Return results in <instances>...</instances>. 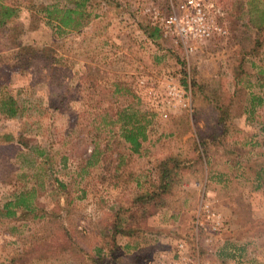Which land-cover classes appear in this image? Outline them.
Instances as JSON below:
<instances>
[{
	"label": "rangeland",
	"instance_id": "obj_1",
	"mask_svg": "<svg viewBox=\"0 0 264 264\" xmlns=\"http://www.w3.org/2000/svg\"><path fill=\"white\" fill-rule=\"evenodd\" d=\"M1 1L17 4L18 10L0 29V83L22 87V95L37 111L16 119L0 115V205L12 193L35 187L44 210L56 211L55 219L67 226L72 244L67 251L32 264H89L96 247L106 244L111 212L128 207L133 194L154 182L155 163L167 155L180 162L164 196L165 205L138 230L117 235L114 250L104 252L100 264H159V254L174 260L178 242H183L182 253L192 264H214L213 257L222 264L225 258L241 254L264 256V208L247 207L248 198L240 195L244 191L250 198L260 193L254 199L261 201L264 194L262 180L256 183L254 175L264 169V82L255 75L264 65V30L256 29L264 24V0H203L210 22L224 33L195 43L186 52L172 37L163 36L160 28L162 18L182 0H114L120 3L114 8L92 0L86 22L56 39L49 34L43 14L30 4L61 7L66 1ZM127 4L134 19L119 21L118 12ZM137 18L156 24L161 37L177 46L168 49L167 59L161 56L160 43L137 29L133 23ZM10 23L22 27L17 42L48 46L60 63L48 69L35 55L27 66L11 58L16 48L4 47ZM255 37L262 39L261 48L249 56L246 51ZM180 60L188 72L184 87L178 82ZM192 75L204 87L195 96ZM169 78L182 91L180 101L166 98ZM115 81L133 92L139 104L136 110L149 112L137 152H130L119 136L123 113L133 109L130 97L112 91ZM233 85L239 91L231 96ZM220 93L223 100H232L225 131L215 122L210 99ZM251 94L259 96L260 103L252 105ZM93 147L96 161L89 157ZM36 148L47 155L53 172L42 165ZM225 195L232 205L224 209L220 204ZM204 204L219 212L221 227L242 226L233 236H247L242 238L243 250L229 246L233 252L228 255L223 247L212 245L218 234L207 230L201 216ZM196 216L202 222L199 226ZM35 227L30 216L0 217V264Z\"/></svg>",
	"mask_w": 264,
	"mask_h": 264
},
{
	"label": "trees",
	"instance_id": "obj_2",
	"mask_svg": "<svg viewBox=\"0 0 264 264\" xmlns=\"http://www.w3.org/2000/svg\"><path fill=\"white\" fill-rule=\"evenodd\" d=\"M64 1H66V5L64 4L61 7H58L56 3L30 4L33 10L35 9L43 14L45 18L44 23L49 28V34L54 39L61 38L69 30H75L82 26L88 17L87 8L92 3V0ZM100 2L110 5L112 8L116 6L120 7V3H115L114 0H101ZM17 10V4L3 3L0 0V29H3L9 19L16 15ZM121 10L122 12H118L119 14L121 13V16H118L117 18L119 21H125L130 17L132 20L134 19L133 15L131 16L132 13L129 12L131 9H129L128 4L122 7ZM127 12L128 14L125 16V13ZM133 23L136 25L137 29L146 36V38L152 42L158 41L160 43V46H162V50L164 51L161 56H163L164 59H167L170 55L169 50L173 51V48H177L176 45L170 44L167 38L161 37L159 28L156 24H152L142 18H137ZM256 29L258 32H263L264 24H257ZM21 30L22 27L19 24L13 25L10 23L7 26L8 42L4 43V47L8 49L11 47L16 48V51L11 52V58L22 62L27 66L30 65V61L35 55V57L41 59L45 67L48 69H54L55 65L59 64L60 61H58V57L56 58L51 48L48 46L36 47L35 45L30 44H20L16 41V38ZM262 35L264 39V33ZM261 40L262 39L260 38H254L253 45L246 51L249 56L255 55V51H260ZM160 58L161 57L158 56L156 59L158 60ZM179 66L181 69L179 70L180 77L178 82L184 87L188 72H186V67L182 60L179 61ZM192 71L194 73V69H192ZM255 75L256 79L264 82V65L258 66L257 70H255ZM190 84L194 96L201 91L203 92V85L196 81L194 75H192ZM112 85V91L117 95H125L131 99L132 104L129 106H131L133 111L123 113V118L121 119V122L119 121V136L124 143L128 145V150L130 152H137L140 148L141 141L145 138V129L149 123V120L146 118L149 116V112L146 109H141L140 111L135 109L139 107V104H137V98H135L133 92L124 84L115 81ZM21 88L13 89L9 88L6 82L0 83V115L5 118L16 119L22 118L24 115H29L32 111H37L31 106L29 100L22 95ZM238 91L239 89L233 85L231 96ZM220 95L221 96H219V94H214L210 99L215 115V122L222 127L223 131H225L226 120L229 115L228 107L230 103H232V100L228 97L226 100H223V93H220ZM250 101L253 105L255 103H260L261 98L251 94ZM123 110L124 109L121 111ZM116 116V120L118 121L119 112H117ZM216 135V131L212 133V136ZM17 141L27 147L25 141L21 142L20 138H17ZM94 147L91 148V152L89 153V157H92V161H96L98 157ZM193 149L195 152H198V149L195 146ZM36 152L41 158L42 165L45 163L44 165L53 172V169L51 168L52 166L47 159L48 157L43 150L41 148H36ZM117 162L119 163L120 159H118ZM179 162L180 159L173 155L164 156L156 161L154 182L149 184L145 189L139 190L137 193L133 194L128 207H118L111 212V218L106 227L108 235L106 244L103 243L104 246L100 245L96 247V251H94V253L88 258L89 264H100L105 255L104 252H112L114 250L116 243L115 237L117 235L129 234L138 230L142 222L157 213V211L165 205L164 196L170 191L173 184V178L179 167ZM45 170L48 171L47 169ZM261 174L264 176V169H259V171L256 172V178L258 179ZM54 181L56 182L57 179H54ZM59 186L63 185L59 183ZM39 187L41 186L39 185ZM55 212L56 211H53L51 208L50 210H44L43 206L37 199L36 188L32 186L28 189H20L14 194L12 193L10 198L3 201L0 205V217L22 218L30 216V218L36 223L34 231L25 238V242L22 246L17 247L13 253L5 256L6 261L3 263L32 264L33 260L49 259L54 257L53 254L58 251H67L72 245L70 238L66 235V229L68 228L63 222L55 219L58 216ZM56 247L58 249H56Z\"/></svg>",
	"mask_w": 264,
	"mask_h": 264
},
{
	"label": "built area",
	"instance_id": "obj_3",
	"mask_svg": "<svg viewBox=\"0 0 264 264\" xmlns=\"http://www.w3.org/2000/svg\"><path fill=\"white\" fill-rule=\"evenodd\" d=\"M160 28L163 36L172 37L185 52L194 49L195 43H202L214 34L224 33L219 25L210 22L203 0H182L176 8H171L170 12L162 18ZM165 86L167 100L180 101L182 99V91L171 78L166 81ZM201 211V216L207 222L209 234L217 233L222 226V218L219 212L211 209L207 204L201 207ZM195 223L196 226L202 224L197 216ZM176 246V258L167 261L164 260V255L159 254V264H192V260L182 253L183 242H178Z\"/></svg>",
	"mask_w": 264,
	"mask_h": 264
},
{
	"label": "crops",
	"instance_id": "obj_4",
	"mask_svg": "<svg viewBox=\"0 0 264 264\" xmlns=\"http://www.w3.org/2000/svg\"><path fill=\"white\" fill-rule=\"evenodd\" d=\"M255 178H256V176H255ZM259 179H261L262 180V183H263V185L260 186V190L261 191H264V176L259 175V178L258 179H255L256 180V183H257V180H259ZM204 180H206V182L209 181L206 177H204ZM260 182L261 181H259V184H260ZM259 194L254 193L253 196H251L249 198L247 196V192H245V194H244V191L240 192V195L243 198L244 197H247L248 200L251 201V203H248V200L245 201V203L247 204V207L252 205V207H255L256 206V209L264 208V194L262 195L261 201H258V199H254V197L257 196V195H259ZM227 197L228 196L225 195V198H223L222 203L220 204V206L222 208H224V209L227 208V207L230 208L231 205H232L231 203H229V200L227 199ZM241 227L242 226H239L238 228L231 229V227H229V224H224V226L221 227V231L219 233H216V234H218V236L212 241V245H214V246L217 245V246H215L216 248H218L219 246L223 247L222 250L224 251V253L228 252V255H230L229 252H233V250L229 246H237L238 247L237 250H243V247L245 248V242H242L243 241L242 238L245 239L247 236H243V235H240L239 237L233 236V234L235 233V231L239 232L238 229L241 228ZM235 235H238V234H235ZM261 236H263L262 233H261ZM249 237L253 238V235L248 236V238ZM262 239H263V237H262ZM240 254L241 253H239V255ZM244 259L247 260V261H244ZM210 260L212 261V259H210ZM213 260H215L213 262L214 264H220V262H219V260H217V258H214L213 257ZM224 260H225V262L223 261L222 264L223 263L224 264H264V256L258 255V254H255L254 255V258L253 257L246 258V257H244L241 254V256H239V258H237V256H234L233 258H230V259L225 258Z\"/></svg>",
	"mask_w": 264,
	"mask_h": 264
}]
</instances>
